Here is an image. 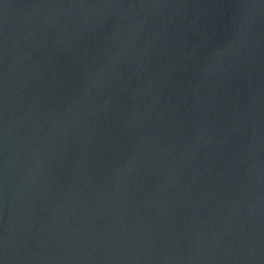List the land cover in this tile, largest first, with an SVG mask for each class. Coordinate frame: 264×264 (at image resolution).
<instances>
[{"label": "water", "instance_id": "obj_1", "mask_svg": "<svg viewBox=\"0 0 264 264\" xmlns=\"http://www.w3.org/2000/svg\"><path fill=\"white\" fill-rule=\"evenodd\" d=\"M0 264H264V0H0Z\"/></svg>", "mask_w": 264, "mask_h": 264}]
</instances>
